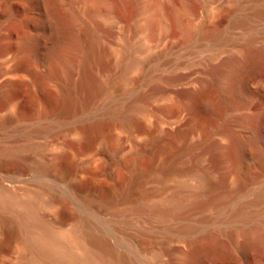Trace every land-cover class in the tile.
Instances as JSON below:
<instances>
[{
    "label": "bare ground",
    "instance_id": "1",
    "mask_svg": "<svg viewBox=\"0 0 264 264\" xmlns=\"http://www.w3.org/2000/svg\"><path fill=\"white\" fill-rule=\"evenodd\" d=\"M202 1L218 4L132 0L120 22L107 0H0V125L14 132L0 169L26 160L38 180L0 183V264H213L264 249L248 79L264 85V0ZM193 51L196 72H177Z\"/></svg>",
    "mask_w": 264,
    "mask_h": 264
},
{
    "label": "rangeland",
    "instance_id": "2",
    "mask_svg": "<svg viewBox=\"0 0 264 264\" xmlns=\"http://www.w3.org/2000/svg\"><path fill=\"white\" fill-rule=\"evenodd\" d=\"M119 1V2H118ZM107 0L108 8L111 10L113 15L120 21L126 22L128 18L132 16L134 10V4L131 3L132 0ZM124 1V2H123ZM190 6L196 10L201 9L202 5H206L209 7H214L216 2H206L204 3L202 0H188ZM203 2V3H202ZM133 4V5H132ZM225 5H231V3H225ZM16 6V5H15ZM133 6V7H132ZM132 12V14H131ZM131 15V16H130ZM223 19V18H222ZM225 19V18H224ZM223 19V20H224ZM122 20V21H121ZM1 49V45H0ZM202 53L198 52H189L182 56V60L184 61L183 65L180 67L177 72L184 74H193L196 72L198 68V60ZM169 74V73H167ZM259 75L264 77V73L260 72ZM249 88L251 89V98L249 100V112H255L258 114L261 125L264 127V85H257L255 83V76L249 75ZM6 104V98L1 95L0 92V113L3 106ZM238 121L235 120L234 127L236 130H241L238 126ZM14 132L9 126H1L0 125V144L8 145L14 138L12 137ZM18 139H21L20 135ZM25 158H27V162L33 163L37 157V153L35 150L26 148L23 151ZM5 168L0 169V183L9 184L7 181L10 177L14 180L13 185L20 187L33 186L38 183V180L35 176V171L30 169V166H27L26 160L25 162L20 163H10L8 162ZM21 167V170L17 172L15 169L17 167ZM7 176V177H6ZM260 214L256 216L259 218L258 220L253 221V225L263 226L264 227V205H260L257 209ZM264 261V249H253L251 250L245 257H241L234 252H222L214 256L212 259L213 264H255V262ZM256 262V263H257ZM19 262H14L12 264H18ZM211 264V263H208Z\"/></svg>",
    "mask_w": 264,
    "mask_h": 264
}]
</instances>
